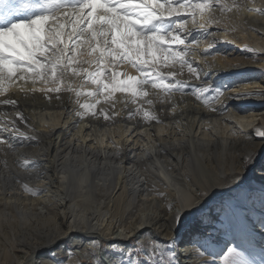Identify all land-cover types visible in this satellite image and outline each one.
Listing matches in <instances>:
<instances>
[{
	"label": "bare ground",
	"instance_id": "bare-ground-1",
	"mask_svg": "<svg viewBox=\"0 0 264 264\" xmlns=\"http://www.w3.org/2000/svg\"><path fill=\"white\" fill-rule=\"evenodd\" d=\"M255 6L264 8V0H255ZM241 15L251 22L252 27L264 31V19L246 13ZM232 20L239 22L236 16ZM208 39L221 42L214 48L222 51L228 49L227 51H232V56H243L232 60L217 55L208 56L205 60L199 53L208 48V41L199 44L195 49L197 55L194 59L204 72L219 74L213 76L216 84L246 80L252 83L248 86L241 85L239 91H264V88L255 87L257 83H264V39L243 29L229 32L228 35H223L220 30V34ZM245 46L260 53L259 62L246 60L245 57L250 54L241 51ZM177 78L190 84L197 83L194 78L188 77L186 70ZM9 94L14 97L21 95L14 88ZM62 95L63 106L55 100L49 104L39 93L26 100L22 99L20 108L28 118L30 127L35 129L34 132H28V135L35 136L36 139L25 141V146L17 147L14 152L0 146V264H32L37 249L46 246L42 241L56 235L60 228L67 230L74 216L78 220L88 218L96 228L97 244L106 242L109 252H116L118 249L124 251L128 245L127 240L132 236H142V240L143 236H152L153 240L164 244L179 245L176 249L180 253L187 250L190 233L199 222L200 232L219 241L208 247V242L200 235L191 236L193 241L199 242L195 244V249L205 252V260L211 261L214 258L208 252L218 253L225 243L232 241L234 244L238 243L248 256L264 258V247L260 248L256 244L258 240L263 241L264 245V229L251 233L250 226L248 227L249 223L256 221L264 225L263 213L258 216L250 211L244 212L246 215L241 217L244 225L230 231H226L223 220L219 225H208L212 219V211L218 212L224 208L230 213V222L238 223L235 210L238 209L239 201L230 199L232 194L243 189L242 186L250 189L249 198L259 195L264 201V172L261 171L264 160H257L256 167L249 168L246 172L239 167L233 168L238 153L259 150L261 145L258 138L253 145L242 137H233L230 129L222 123L228 120L237 129L254 136V129L249 127V123L258 126L261 121V128H264V119L256 118L264 113V99L225 101L240 113L247 112L248 123L243 122L236 112L230 110L227 115L218 116L198 105L190 95L181 97L177 94L173 97L176 102H186L177 110L175 120L181 121L179 125L167 111L159 112L162 108H168L167 104H155L164 124L147 129L138 117L127 119L126 113L134 110L133 105L128 104L125 108L120 103L116 105V109L123 111L116 117L114 125L105 126L104 121L91 120L81 122L74 128L72 125L76 118L73 109L76 105L69 99V94ZM150 98L156 99L155 96ZM209 123L211 131H202ZM142 126L146 129L143 132ZM21 130H25L23 125ZM178 131L181 132L179 136ZM148 132L154 133V136L150 137ZM109 142L115 148L108 147ZM145 152L147 155L143 154ZM168 168L172 169L170 175L174 184L167 188H160L159 184L156 186L159 191L166 192L168 199L175 203L174 211L179 209V190L191 187L203 189L209 182L214 185L211 190L214 193L212 198L179 233L170 229L172 213L167 211L165 205L153 198L146 199L144 195L146 183L151 185L154 180L167 183L160 173ZM41 173L44 174L43 179H38ZM233 176L236 178L233 179ZM13 178L21 183H16ZM23 184H27L30 189L42 190V195L30 197L23 194ZM6 187L12 192L11 197L6 194ZM145 219L150 223L140 226L138 222ZM201 224H205L204 227ZM241 230L244 232L239 235ZM126 231L130 233L127 236ZM186 239L187 243H184ZM75 243L81 248L91 245H81L79 241ZM112 244L114 247L109 246ZM190 249L191 255H194V248ZM81 251L82 257L86 258L83 250ZM193 260L194 264H203L202 260ZM78 263L79 259L74 263L66 262Z\"/></svg>",
	"mask_w": 264,
	"mask_h": 264
},
{
	"label": "snow or ice",
	"instance_id": "snow-or-ice-1",
	"mask_svg": "<svg viewBox=\"0 0 264 264\" xmlns=\"http://www.w3.org/2000/svg\"><path fill=\"white\" fill-rule=\"evenodd\" d=\"M242 13L264 19V8L256 7L255 0H0V108L3 109L0 110V146L14 152L17 147L25 146V141L36 139L28 135L35 129L28 124L20 102L37 93L49 104L55 100L61 106L62 94H69V99L76 105L74 128L91 120L104 121L105 126L114 125L116 117L123 111L116 109L120 103L125 108L128 104L134 106L133 111L126 113L127 119L138 117L147 129L163 125L164 120L155 104H167L169 107L159 112L167 111L175 120L178 108L186 104L183 100L176 102L173 99L177 94L181 97L190 95L198 105L218 116H225L230 110L236 112L248 123L247 112L240 113L225 101L264 99V91H239L241 85L252 83L246 80L218 85L213 76L219 74L204 72L194 59L195 49L202 40L208 41V48L199 53L202 59L217 55L228 57L226 51L214 48L221 42L208 39L220 34V30L223 35H228L243 29L264 39V31L252 27ZM233 16L238 18V23L232 20ZM241 51L250 54L245 58L259 62L260 53L247 46ZM185 70L196 84L177 78ZM255 87L264 88V83H257ZM13 88L21 94L19 97L9 94ZM117 94H120L119 98ZM152 96L156 99L150 98ZM256 118L264 119V113ZM222 123L233 137H242L253 145L258 138L261 145L259 150L238 153L233 168L239 167L246 172L256 167L257 160H264V128L249 123L255 132L251 136L229 124L228 120ZM21 125L26 131L21 130ZM143 126L142 132L146 130ZM202 131L210 132L211 124ZM148 134L154 136V133ZM180 134L178 131L177 136ZM108 147L115 148V145L109 142ZM143 154L147 155L146 152ZM171 171L168 168L160 173L167 183L155 180L151 185L146 183L144 195L146 199L153 198L165 205L172 213L169 227L179 233L212 198L214 185L209 182L203 189L179 190V209L174 211L175 203L156 186L167 188L174 184ZM261 171L264 172V167ZM43 175L41 173L38 179H43ZM5 191L12 196L7 187ZM22 192L30 197L42 195V190L30 189L27 184L22 185ZM138 223L143 226L150 221L145 219ZM198 225L199 222L190 233L188 244L194 248V255L189 258L202 260L203 264H256L245 258L237 247L228 246L230 242L218 253L208 252L214 258L205 260V252L195 249L199 242L193 241L191 236L200 235L208 242V247L219 241L200 232ZM95 232L96 228L87 217L78 220L74 216L67 230L60 228L56 235L42 241L46 246L37 249L32 264H66L73 250L71 243L79 241L81 245L95 246ZM129 234V231L125 232L126 236ZM109 246L114 247V244ZM158 252L157 248L151 254L143 250L133 253L123 264H157L152 256ZM169 264H172L171 259ZM176 264H179L178 259ZM259 264H264V259Z\"/></svg>",
	"mask_w": 264,
	"mask_h": 264
},
{
	"label": "rangeland",
	"instance_id": "rangeland-1",
	"mask_svg": "<svg viewBox=\"0 0 264 264\" xmlns=\"http://www.w3.org/2000/svg\"><path fill=\"white\" fill-rule=\"evenodd\" d=\"M205 40H202L201 42H204ZM228 49H225L223 51H226L229 55H228V59H237V58H243V56H241L240 54H235V55H231L232 51H227ZM246 60H252V59H247ZM133 75H135L134 72H132ZM120 94H117V98H119ZM259 127H262L263 124L260 121L258 124ZM249 170V169H248ZM242 190L240 192L234 193L232 194V199H237L239 201V206L238 209L236 208L235 212H236V216L238 219V223H232L230 222L229 219V211L227 208H224V210H220L218 212L212 211V219L210 220L208 225H219L220 221L223 220V226L226 228V231H230L232 229H238L239 226H243V221L241 218L243 215L245 216L246 214L244 212L246 211H250V213H256L258 216H260L261 213L264 214V201L263 199L258 195H256V198H249V192L246 186H242ZM252 193V191H251ZM238 198H237V197ZM262 196V195H261ZM236 197V198H235ZM241 198V199H240ZM243 198V199H242ZM250 200V202H249ZM235 201V200H233ZM252 201V202H251ZM244 202V203H243ZM241 203V204H240ZM246 208V209H245ZM227 209V210H226ZM256 209V210H254ZM216 210V209H214ZM221 213V214H220ZM220 214V215H219ZM255 215V214H254ZM246 219V218H244ZM259 220V219H258ZM240 221V222H239ZM205 221H201V223H203ZM257 224V225H256ZM205 224H201V227H204ZM250 226L251 229V233L257 229H264V225H262L261 223H259L258 221H256L255 223H249L248 227ZM245 227V226H244ZM264 231V230H263ZM244 231L241 230L239 235H241V233H243ZM230 233V232H228ZM148 235V234H147ZM142 237V236H141ZM141 237L138 236H132L130 237L127 241H128V247H126L123 250L118 249V251L116 252H109L108 250V244L106 242H101L99 244H96V246L93 245H85L82 248L79 247L78 245H76L75 242L71 243V248L73 249L72 251H70L69 255H70V259H67V261H70V263H74L76 260H80V263L78 264H123V261H126L128 256L133 254V253H139L142 250L143 251H147L150 254L153 253L154 249H159L158 254H153L152 258L155 259L157 261V264H169V259H171L172 264H176V260H179V264H194L192 261H194L192 258H189L191 255V249L188 246L186 251H182L179 253V251L176 249L177 245H171V244H164L158 240H153L152 236L150 238V236H143L144 239H147L146 241H144V239L142 240ZM262 237V236H260ZM151 241V242H150ZM154 241V242H153ZM238 241H239V237H238ZM159 242V243H158ZM187 243V239L186 242ZM132 244H135L136 247L133 248L131 247ZM161 244V245H160ZM256 244L260 247L263 248V241H256ZM229 246L231 247H237L239 251L242 252V254L245 256V258H247L250 261H255L256 264H259V262L264 259L263 257L261 258H253L248 256L247 254L243 253L244 250L240 248L239 244L236 243L234 244L233 241L229 244ZM95 247V248H94ZM97 247V248H96ZM122 247V246H121ZM81 250H83L84 255L86 258H83L81 255ZM108 251V252H107ZM188 251V252H187ZM123 252L124 255L121 256L120 253ZM187 253V254H186ZM190 254V255H189ZM181 257V258H180ZM184 257V258H183ZM135 258V257H133ZM140 258H144L143 256H141ZM191 259V260H190Z\"/></svg>",
	"mask_w": 264,
	"mask_h": 264
}]
</instances>
